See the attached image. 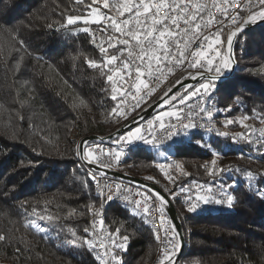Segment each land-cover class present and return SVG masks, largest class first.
<instances>
[{
	"label": "trees",
	"instance_id": "1",
	"mask_svg": "<svg viewBox=\"0 0 264 264\" xmlns=\"http://www.w3.org/2000/svg\"><path fill=\"white\" fill-rule=\"evenodd\" d=\"M92 4L93 0H0V234L9 238L0 241V262L100 264L96 252L83 243L86 227L91 240L87 206L98 205L99 198L71 135L105 136L127 119L109 115L114 85L107 75L112 73L89 66V61L102 64L105 57L81 30L87 24L66 23L69 15L86 16ZM94 6L103 8L99 0ZM231 29L223 32V40ZM234 54V72L217 81L211 93L209 103L216 110L213 131L190 129L187 135L155 146L137 140L119 160L120 171L154 182L173 202L185 237L177 264H264V196L260 195L264 149L258 151L254 143L264 128V21L237 35ZM229 105L233 106L230 112L226 111ZM242 116L249 119L225 126V121H239ZM243 124L256 129L253 143L233 141L234 134H246ZM217 131L229 135L222 137ZM120 136L87 144L106 148ZM158 164L165 165L164 171ZM210 168L228 170L214 178ZM188 181L224 185L233 202L216 204L218 198L206 192L205 206L189 212L179 192ZM233 181L235 185L228 187ZM219 196L226 200L220 192ZM34 207L41 214L59 217L51 223L38 221L47 229V238L24 226ZM101 220L111 241L129 237L126 251L115 250L121 264L151 262L156 240L143 216L115 199L104 205ZM69 229L76 231V237ZM117 229L119 236H112Z\"/></svg>",
	"mask_w": 264,
	"mask_h": 264
},
{
	"label": "snow or ice",
	"instance_id": "2",
	"mask_svg": "<svg viewBox=\"0 0 264 264\" xmlns=\"http://www.w3.org/2000/svg\"><path fill=\"white\" fill-rule=\"evenodd\" d=\"M76 2L80 3L81 0H76ZM96 3L97 0H93V4L88 6L91 9L89 14L92 19L90 21L81 16L69 15L66 23L68 26L76 25L81 20L85 24L94 23L100 29L101 37L107 36L106 40L102 39L101 43L97 45L101 55L105 57L103 63L98 65L95 61H89V66L107 69L109 73H112L107 75V80L114 85L111 89L113 93L111 100L120 101L121 103L114 106L109 115L120 116L123 114L124 118L127 119V109L123 113L118 111L123 107V102L131 97V100L135 102L134 108H139L145 96L151 95V92L155 91L153 85L163 84L175 70L186 67L189 71L187 79L203 81L198 85L185 86L184 91L171 96L172 88H169L161 97L160 111L153 117L152 121L148 122L146 126L133 128L126 135L120 136L115 143L132 144L134 141L141 140L146 144L155 146L160 142V137L171 139L181 134L187 135L190 129L206 128L208 131H213L212 118L216 110L209 103L211 93L217 87L216 82L222 77H226L227 72L232 68L231 48L233 38L242 32L247 24L254 23L258 19H264V0H258V10L253 6V0H211L210 3L208 0H99L103 9L108 10L107 12L95 7ZM233 4H236L235 8H233ZM246 5L250 14L246 18H242V12L245 10ZM213 7L218 9V14L215 16L211 13ZM230 12H235V15H231ZM221 16L228 22V26L235 29L227 37V55H224L222 51L223 40L221 37L224 25ZM82 31L90 32V28L85 27ZM91 35L93 43H96L97 33L91 32ZM20 43L23 46V41H20ZM105 44L107 47L104 46ZM109 49L116 50V53L110 55ZM125 83H127L126 88L124 87ZM176 83L182 84L183 82L177 80ZM194 99L197 103L192 106L191 102ZM165 106L170 110H165ZM232 107V105H229L226 111H232ZM165 118H168L167 122ZM247 119H249L248 116H242L239 121L227 120L225 126L242 123ZM173 120H175V123H173ZM185 120L187 123L184 122ZM243 127L246 131L251 129V132H248L247 135L245 133L234 134L232 136L233 141L244 140L253 143L251 137L256 129L248 124H243ZM157 133H159V136ZM259 133L254 141L258 151L264 149V128H261ZM216 134L222 137L229 135L227 132L220 131H217ZM148 137H152V139H148ZM97 151L98 147L97 149H91L85 146L82 151L78 148L77 155L82 154L89 163H92L94 160L99 161ZM101 155H106L109 159L118 162L122 151L109 149ZM215 163L216 161L213 160L212 164L215 165ZM100 166L108 167L109 165H104L100 161ZM157 167L164 171L165 165L158 164ZM203 167H207V165ZM176 168L180 169L181 166L177 164ZM227 170L210 168L208 172L215 178L218 173ZM182 174L188 175L186 172ZM246 175L249 180L253 178L251 171L247 172ZM148 179L152 178L149 177ZM168 179L171 183H176L173 177L168 176ZM89 180L96 181L99 188L95 172L89 173ZM234 185L235 181L228 187ZM85 186L87 187V181H85ZM193 187L198 191L203 189L202 185L193 182L192 185L181 186L179 192H190ZM115 188L119 191L120 185L116 184ZM208 191H211V189ZM219 192L226 196V200L221 198L215 199L214 202L216 204L227 203L230 206L234 198L232 195L227 194L224 185L219 186ZM98 195L101 197L102 208L105 197L104 191L101 189ZM173 195H176V193H173ZM260 195L264 196V192H261ZM106 199L111 201L113 196L109 194ZM125 199L128 198L125 197ZM150 199L158 201L159 208L156 210L161 213L166 203L165 198L159 193L146 194L141 200L135 201L137 213L140 214L139 210L143 207V215L148 223H151L154 219L148 215L153 210L152 205L148 203ZM196 200L207 203L209 197L199 195ZM185 203L189 204L187 208L189 212L194 211L198 206L197 203H192L191 196L185 198ZM87 207L89 212L93 211L92 204ZM45 212H47V209H45ZM94 215L98 216L99 211L97 210ZM27 216L28 219L24 226L36 229L39 233L44 234V238H47V229L42 227L38 221L51 223L59 220V217L41 214L35 207L32 208L31 213H27ZM100 224L101 231H103L102 220ZM161 230V227L153 229L156 239L163 244L158 264H174L176 253L181 246L178 240L179 233L176 231L175 226L163 229V236L160 235ZM69 231L73 237H76L75 230L69 229ZM83 231L86 234L83 243L88 246L89 250L97 252L96 258L100 261V264H121L120 257L115 250L126 251V242L129 239L127 235L119 236L120 229H117L112 236H119V241L113 238L112 248L110 249L107 245H101L88 239L89 228L86 227ZM90 235L97 236L98 233L93 229ZM6 239L9 238L4 234H0V241ZM101 248L103 254L99 252ZM16 251L19 252L20 249L17 248ZM108 253H111V255L106 259Z\"/></svg>",
	"mask_w": 264,
	"mask_h": 264
},
{
	"label": "built area",
	"instance_id": "3",
	"mask_svg": "<svg viewBox=\"0 0 264 264\" xmlns=\"http://www.w3.org/2000/svg\"><path fill=\"white\" fill-rule=\"evenodd\" d=\"M208 2L210 3L211 0H208ZM253 6L256 7L257 10H258V0H253ZM235 7H236V4H233V8H235ZM98 9L103 11V12H107V10H105V9H103L101 7H98ZM162 13H163V10H162ZM211 13H212L213 16L217 15L218 14V9L215 8V7L211 8ZM230 14L231 15H235V12H230ZM249 14H250V12H249V10L247 8V5H246L245 6V10L242 12V18L247 17ZM221 21H222V23L224 25L223 32L227 28H232V27L228 26V22L225 21L222 16H221ZM85 27L90 28V32H85V33L89 37V39L91 41V44L94 45L95 47L99 48L97 45L101 43L102 39L106 40L107 36L101 37L100 29L98 28L97 25L89 24L87 26L82 27L81 30L83 28H85ZM91 32H96L97 33L96 43H93V38H92ZM229 33H228V35H229ZM221 38L223 40V33H222V37ZM104 46L107 47L106 44ZM226 47L227 48L225 50V53L223 51L224 55H227L228 43H227ZM115 53H116V50L109 49V54L110 55L111 54H115ZM188 76H189V71L186 69V67L178 69V70H175L171 75H169L167 77V79L164 81L163 84H160L159 86L153 85V87H155V91H152L151 95L145 96L144 101L141 103L139 108H134V103L135 102L131 100V97H128L127 100L123 102V107L118 109V111L123 113L125 111V109H127V121L126 122H128L131 118H133L137 113H139L141 111L140 108L142 107V105L148 103L150 100L154 99L156 96H158L160 93H162L163 90L170 83L174 82L173 83V85H174L177 80L183 81ZM124 87L125 88L127 87V83L124 84ZM176 93L177 92H175V94ZM179 93H180V91H179ZM119 103H121V102L120 101H114L113 107L116 106ZM191 103H192V106H195L197 101L194 99ZM165 108H167V107L165 106ZM185 111H187V109H185ZM120 116L122 118H124L123 114H121ZM152 119H153V117H151V118L148 117V118L142 120L138 125L139 126H142V125L146 126L148 122L152 121ZM167 119L168 118H165L166 122H167ZM184 122L187 123L186 120ZM173 123H175V120H173ZM197 129H199V128H197ZM248 132H251V129L247 130L246 135L248 134ZM157 135L159 136V133H157ZM71 138L74 141L73 146L75 147V149L77 151V144H78V140L80 138L77 137L75 135V133H73L71 135ZM118 139H115L113 141L112 145H107V147H106L107 149L105 147H103L104 148L103 149L101 147L92 145V148H94V149H97V147H98V151H97L96 154L99 156V161L95 162V160H94L93 163H95V164L100 166V161H102L104 165H109L108 167H105V168H110V169H114V170L120 171L119 170V168H120L119 161L117 162L114 159H109L106 155H101V153H106V151L109 150V149H116L117 151H122V155L120 157V159H121L124 156L125 149L129 146V144H126V143L117 144V143H115V141H117ZM148 139H152V137H148ZM163 140H165V139L163 137H160V142L163 141ZM134 142H136V141H134ZM142 143H144V141H142ZM144 144H146V143H144ZM146 145L151 146V144H146ZM90 172H95L96 173L97 179H98V182H99V188H98L97 187V182L96 181H92L94 192L99 198V204L93 207V211L91 212V217H90V233L93 231V229H95V231L98 233V235L97 236L90 235V238H91V240H93L95 242H98V244L107 245L109 248H111L112 247V241L108 238L107 232L104 229V227H103V231H101V224H100V221H99V216H100V214L103 211L104 205L105 204L107 205L110 202H112L113 200L117 199V200L121 201L125 206H127L131 210H133L134 213L138 214L136 209H135V201L136 200H141L142 197L145 196L146 194H154V193H157V192H155L154 190H151V189H146V188L142 187L139 183H137L136 181H133V180L123 179V178H119V177H114V176L105 174L103 172H98V171H95V170L89 168V173ZM196 183L202 185L203 189L198 191L197 189H195L193 187L192 191L183 193V196H182L183 205H184V207L186 209L189 207V204L185 203V198L187 196H191L192 197V203H197L198 204V206L196 208L198 210H201L205 206V202L204 201H197L196 200L197 196L203 195L204 193L208 192V194H210L211 196H214V197H217L218 199H220L219 186L216 187V186L204 185V184H201V183H198V182H196ZM116 184L120 185V190L119 191H117L116 188H115ZM192 184H193V182L188 181V182H185L184 186H189V185H192ZM101 189L104 191V194H105L104 204H103L102 208H101V197L98 195V192ZM209 189H211V191H208ZM109 194H111L113 196V199L111 201H108L106 199L107 195H109ZM125 197H127L128 199L126 200ZM148 203L150 205H152V208H153V210L150 213H148V215L150 217L154 218V219H152L151 223H148V222L147 223L151 227L152 231H153L154 228L161 227L162 230H161L160 235L163 236V234H164L163 233V229H167L170 226H173V224L170 221V219H169V217H168V215H167V213L165 212L164 209H163L162 213L158 212L156 210L157 208H159L158 201H155L154 199H150L148 201ZM97 210L99 211V215L98 216L94 215V213ZM139 213H140L139 215L144 217V215H143V207H141V209L139 210ZM153 233H154V231H153ZM154 237H155V240H156L155 254H154V257L151 260V262H149L147 264H158V260L161 258V251H162V248H163V244H162L161 241H158L156 239V234L155 233H154ZM99 252H100V254H103V249L102 248L99 249ZM96 254H97V252H96ZM108 257H109V253H108V256H106L105 258L107 259ZM0 264H9V263L0 262ZM174 264H177L176 260H175Z\"/></svg>",
	"mask_w": 264,
	"mask_h": 264
},
{
	"label": "water",
	"instance_id": "4",
	"mask_svg": "<svg viewBox=\"0 0 264 264\" xmlns=\"http://www.w3.org/2000/svg\"><path fill=\"white\" fill-rule=\"evenodd\" d=\"M263 21H264V19H258L254 23H249V24L246 25V27L244 28L243 31L249 29L254 24L261 23ZM234 30L235 29L232 28L230 32H232ZM236 37L237 36H235L233 38V44H232V48H231V63H232V68L227 72L226 77H222L220 80L225 79L228 76H230L234 72V70L236 68V59H235V54H234V46H235ZM227 54H228V50H227ZM182 82H183L182 84L175 83L171 87L172 88V93L170 94V96L171 95H174L175 92H177V91H180V93H181L182 91H184L185 86H192L194 84L199 83L200 81H193L191 79H187L186 78ZM163 95L161 97H163ZM161 97H159L156 101L152 102L147 107H145L144 109H142L139 113H137L128 122H126L125 124L121 125L120 127H118L117 129H115L111 133H109V134H107L105 136H101V135H98V134H93L91 136L81 137L78 140L77 151H78V148L82 151V149L90 141H96V140L97 141H107V140H112L115 137L122 135L127 130L131 129L132 127L138 125L142 120H144V119L152 116L156 112L160 111V106L162 104ZM125 126H127V127H125ZM82 142H86V143H82ZM79 158L89 168H91V169H93L95 171L103 172V173H106V174L111 175V176H114V177H119V178H123V179H129V180L136 181L142 187H144L146 189L154 190L155 192L159 193L161 196H163L165 198L166 203H165L163 209L167 213V215H168L170 221L172 222L173 226H175L176 231L179 233L178 240H179V243H180L181 246H180L179 251L176 253V261H177L178 258L180 257L181 252L183 251V249L185 247V237H184V233H183V229H182V225H181V220L179 218L178 212H177V210H176L173 202L169 198V196L160 188V186H158L157 184H155L154 182H152L150 180L143 179V178H140V177H136V176L131 175V174L126 173V172H122V171H117V170L110 169V168L101 167V166H99V165H97V164H95L93 162L92 163H89L87 161V159L82 156V154L79 156Z\"/></svg>",
	"mask_w": 264,
	"mask_h": 264
},
{
	"label": "rangeland",
	"instance_id": "5",
	"mask_svg": "<svg viewBox=\"0 0 264 264\" xmlns=\"http://www.w3.org/2000/svg\"><path fill=\"white\" fill-rule=\"evenodd\" d=\"M91 12V9H90V11H89V13ZM87 14L86 16H83V18H86V19H88L89 21L92 19V17H91V15L90 14ZM83 21V20H82ZM87 25H89V24H87ZM87 25H83V26H81V28L82 27H84V26H87ZM223 44H224V47L222 48V51H224V53H225V50H226V46H227V39L226 40H223ZM203 81H200L199 83H202ZM199 83H197L196 85H198ZM165 110H170V109H168V108H165ZM159 113V111L158 112H156L155 114H154V116L155 115H157ZM153 116V117H154ZM137 126H139V125H136V126H134V127H132L131 129H129V130H127L125 133H124V135H126V133L128 132V131H130V130H132L133 128H135V127H137ZM123 136V135H122ZM86 146H88V147H90L91 149H94V148H92V145H89V144H87ZM104 149V148H103ZM95 162H97V161H95ZM210 195V194H209ZM178 264H186V263H178ZM189 264H193V263H189Z\"/></svg>",
	"mask_w": 264,
	"mask_h": 264
}]
</instances>
